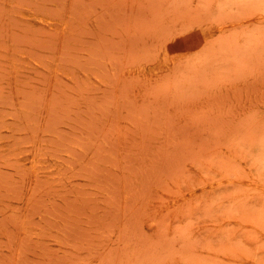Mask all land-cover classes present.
<instances>
[{
	"label": "rangeland",
	"instance_id": "rangeland-1",
	"mask_svg": "<svg viewBox=\"0 0 264 264\" xmlns=\"http://www.w3.org/2000/svg\"><path fill=\"white\" fill-rule=\"evenodd\" d=\"M0 264H264V0H0Z\"/></svg>",
	"mask_w": 264,
	"mask_h": 264
},
{
	"label": "bare ground",
	"instance_id": "bare-ground-1",
	"mask_svg": "<svg viewBox=\"0 0 264 264\" xmlns=\"http://www.w3.org/2000/svg\"><path fill=\"white\" fill-rule=\"evenodd\" d=\"M37 16L36 12L34 10H32V12L29 13V17H33L35 18ZM41 17L39 16L38 19H40ZM47 22V21H46ZM49 23V22H48ZM49 25L53 26L52 23H49Z\"/></svg>",
	"mask_w": 264,
	"mask_h": 264
}]
</instances>
